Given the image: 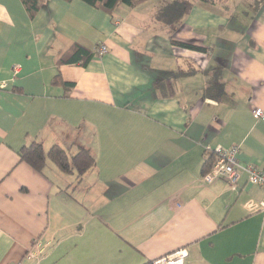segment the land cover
<instances>
[{"label":"crops","instance_id":"1","mask_svg":"<svg viewBox=\"0 0 264 264\" xmlns=\"http://www.w3.org/2000/svg\"><path fill=\"white\" fill-rule=\"evenodd\" d=\"M174 1L0 0V264H143L179 248L183 264H264V188L203 179L217 146L264 168V0H189L170 25L158 14ZM76 43L108 51L59 65ZM34 141L86 147L96 165L36 170L20 155Z\"/></svg>","mask_w":264,"mask_h":264},{"label":"trees","instance_id":"2","mask_svg":"<svg viewBox=\"0 0 264 264\" xmlns=\"http://www.w3.org/2000/svg\"><path fill=\"white\" fill-rule=\"evenodd\" d=\"M28 8L33 11L37 9L39 6L40 0H24ZM87 3L97 6L99 8L104 9L110 13H113L114 10L121 4H126L129 6H134L145 0H84ZM192 3L189 0H181L174 1L166 5L164 8L160 9L158 14L160 20L170 24L175 25L176 22L180 20L182 15L191 8ZM185 47L196 48L201 50V48L185 43H181ZM97 52V51H96ZM96 52L85 47L82 44L76 43L74 44L67 52H65L60 59L58 60V64H81L86 66L88 62H90L95 56ZM59 75L56 79H59ZM72 85L71 83H68ZM208 91H212L215 95L221 94L224 91L223 84L221 81L217 79H213L212 85ZM214 95V96H215ZM20 155L22 160L30 164L36 170L41 171L45 164L46 159L49 157L58 168L66 173H70L72 171H77L78 177L80 178L84 173L90 170L92 167L96 165V158L90 151V149L79 146L78 151L75 155L70 157L67 151L59 145H54L50 148L48 153H45L44 147L41 143L34 141L29 145H26L22 148ZM215 153L212 154L210 158L206 160L204 164V172L211 169L215 162ZM156 260V259H155ZM155 260L147 261L143 264H154Z\"/></svg>","mask_w":264,"mask_h":264},{"label":"built area","instance_id":"3","mask_svg":"<svg viewBox=\"0 0 264 264\" xmlns=\"http://www.w3.org/2000/svg\"><path fill=\"white\" fill-rule=\"evenodd\" d=\"M97 53L103 54L108 51V46L104 43L98 46ZM253 115L257 119L264 120V108L254 107ZM240 150L239 145L231 147L217 146L213 149L215 153V162L211 169L203 175V179L211 182L218 178H224L230 185H236L242 173H246L248 181L252 184L260 185L264 188V168H260L251 163H240L237 154ZM260 210L264 213V198L260 202ZM42 252L41 243H34V248L30 250V256L36 259L39 258ZM188 256L186 248H179L172 253L163 255L155 260L154 264H183Z\"/></svg>","mask_w":264,"mask_h":264},{"label":"rangeland","instance_id":"4","mask_svg":"<svg viewBox=\"0 0 264 264\" xmlns=\"http://www.w3.org/2000/svg\"><path fill=\"white\" fill-rule=\"evenodd\" d=\"M50 161V160H49Z\"/></svg>","mask_w":264,"mask_h":264}]
</instances>
